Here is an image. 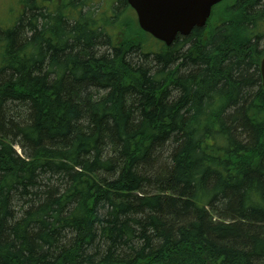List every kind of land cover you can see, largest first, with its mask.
<instances>
[{
	"label": "trees",
	"instance_id": "trees-1",
	"mask_svg": "<svg viewBox=\"0 0 264 264\" xmlns=\"http://www.w3.org/2000/svg\"><path fill=\"white\" fill-rule=\"evenodd\" d=\"M116 2L0 29V264H264V0L170 47Z\"/></svg>",
	"mask_w": 264,
	"mask_h": 264
},
{
	"label": "water",
	"instance_id": "water-1",
	"mask_svg": "<svg viewBox=\"0 0 264 264\" xmlns=\"http://www.w3.org/2000/svg\"><path fill=\"white\" fill-rule=\"evenodd\" d=\"M226 0H127L135 11L140 29L167 47L178 36L187 37L195 28L203 29L216 5ZM264 88V57L260 64Z\"/></svg>",
	"mask_w": 264,
	"mask_h": 264
},
{
	"label": "rangeland",
	"instance_id": "rangeland-1",
	"mask_svg": "<svg viewBox=\"0 0 264 264\" xmlns=\"http://www.w3.org/2000/svg\"><path fill=\"white\" fill-rule=\"evenodd\" d=\"M22 0H0V29L4 30L8 27L14 26L16 20L19 18V14L21 12L22 6L20 4ZM117 0H89V5L86 10L90 7L93 10H97L98 16L104 20L113 16V12L111 8L114 6ZM115 2V4H113ZM114 12L117 11L114 9ZM109 16V17H108ZM134 12L131 8L125 11L124 15L120 17L119 22H129L131 19H134ZM127 20V21H126ZM119 34V32H116ZM152 42V40H151ZM137 56V55H136ZM17 152L21 154V149L18 146H15Z\"/></svg>",
	"mask_w": 264,
	"mask_h": 264
}]
</instances>
